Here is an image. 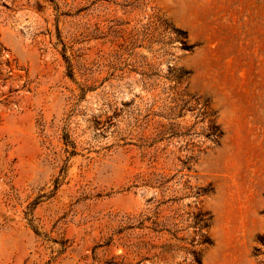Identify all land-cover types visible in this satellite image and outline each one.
Masks as SVG:
<instances>
[{"label":"rangeland","instance_id":"obj_1","mask_svg":"<svg viewBox=\"0 0 264 264\" xmlns=\"http://www.w3.org/2000/svg\"><path fill=\"white\" fill-rule=\"evenodd\" d=\"M0 264H264V0H0Z\"/></svg>","mask_w":264,"mask_h":264},{"label":"trees","instance_id":"obj_2","mask_svg":"<svg viewBox=\"0 0 264 264\" xmlns=\"http://www.w3.org/2000/svg\"><path fill=\"white\" fill-rule=\"evenodd\" d=\"M182 46L185 47V43H182ZM182 79V76L181 75H177L176 77V83H178L180 80Z\"/></svg>","mask_w":264,"mask_h":264}]
</instances>
